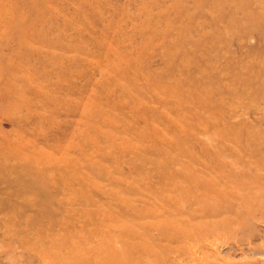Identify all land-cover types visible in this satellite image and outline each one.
<instances>
[{
	"label": "rangeland",
	"instance_id": "1",
	"mask_svg": "<svg viewBox=\"0 0 264 264\" xmlns=\"http://www.w3.org/2000/svg\"><path fill=\"white\" fill-rule=\"evenodd\" d=\"M0 264H264V0H0Z\"/></svg>",
	"mask_w": 264,
	"mask_h": 264
}]
</instances>
